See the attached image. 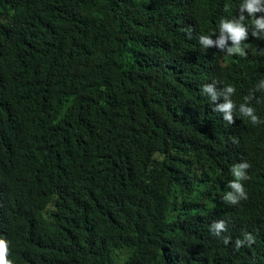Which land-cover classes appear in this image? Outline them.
<instances>
[{"label":"trees","instance_id":"obj_1","mask_svg":"<svg viewBox=\"0 0 264 264\" xmlns=\"http://www.w3.org/2000/svg\"><path fill=\"white\" fill-rule=\"evenodd\" d=\"M240 3L0 0L12 264H264V30L245 12V55L215 43ZM227 85L232 123L216 110ZM245 97L256 123L239 112ZM241 162L247 198L233 204L223 196Z\"/></svg>","mask_w":264,"mask_h":264},{"label":"clouds","instance_id":"obj_2","mask_svg":"<svg viewBox=\"0 0 264 264\" xmlns=\"http://www.w3.org/2000/svg\"><path fill=\"white\" fill-rule=\"evenodd\" d=\"M240 12L241 15L239 19H221L219 23V32L220 37L215 42L220 48H224L226 40L230 39L234 46L227 48L228 55L236 54L239 56H244L245 51L244 47L241 46V42L246 39V28L247 24L244 23L245 17L243 13H247V16L250 18V24L253 25L256 29L264 30V15H257L258 13L264 14V0H241L240 3ZM255 35V33H254ZM199 44L204 48L213 45V40L210 39V35L201 34L199 36ZM264 88V84L261 85ZM203 93H207L211 101L217 99V93L214 91L211 85H204L202 89ZM235 89L231 85H227L224 88V99L225 102L218 105L217 109L219 112L223 113V119L229 123L233 122L232 112L235 108V104L230 98L234 93ZM250 97H245V102L241 103L239 106V112L244 117L248 118L252 123L258 121V117L255 114L253 107L247 106V101ZM249 167L248 163L241 162L235 164L231 168V175L235 178L230 180L227 187L231 189L226 191L223 199L230 203H237L240 199H246L247 195L244 189L242 180L247 179L246 169ZM210 230L216 235L220 236L221 233L225 230V223L223 221L213 222L210 226ZM253 237L245 233L244 240L237 239L235 241L236 247L239 248L244 241L251 243ZM225 244H227L228 238H225ZM8 249L9 241L3 237H0V264H12V261L8 259Z\"/></svg>","mask_w":264,"mask_h":264}]
</instances>
